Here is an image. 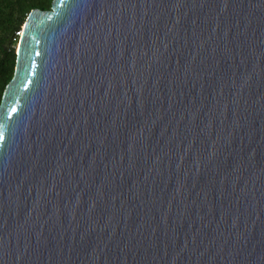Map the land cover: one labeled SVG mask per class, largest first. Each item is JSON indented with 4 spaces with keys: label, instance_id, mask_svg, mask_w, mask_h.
<instances>
[{
    "label": "water",
    "instance_id": "1",
    "mask_svg": "<svg viewBox=\"0 0 264 264\" xmlns=\"http://www.w3.org/2000/svg\"><path fill=\"white\" fill-rule=\"evenodd\" d=\"M0 103V264H264V0H52Z\"/></svg>",
    "mask_w": 264,
    "mask_h": 264
},
{
    "label": "trees",
    "instance_id": "2",
    "mask_svg": "<svg viewBox=\"0 0 264 264\" xmlns=\"http://www.w3.org/2000/svg\"><path fill=\"white\" fill-rule=\"evenodd\" d=\"M52 0H0V103L6 85L14 74L22 24L33 9L48 10Z\"/></svg>",
    "mask_w": 264,
    "mask_h": 264
},
{
    "label": "built area",
    "instance_id": "3",
    "mask_svg": "<svg viewBox=\"0 0 264 264\" xmlns=\"http://www.w3.org/2000/svg\"><path fill=\"white\" fill-rule=\"evenodd\" d=\"M17 33H20V32H17Z\"/></svg>",
    "mask_w": 264,
    "mask_h": 264
},
{
    "label": "rangeland",
    "instance_id": "4",
    "mask_svg": "<svg viewBox=\"0 0 264 264\" xmlns=\"http://www.w3.org/2000/svg\"><path fill=\"white\" fill-rule=\"evenodd\" d=\"M17 45V44H16ZM16 49V48H15Z\"/></svg>",
    "mask_w": 264,
    "mask_h": 264
}]
</instances>
